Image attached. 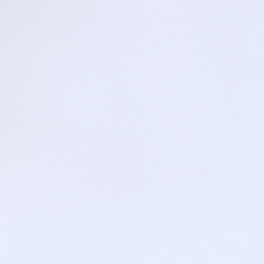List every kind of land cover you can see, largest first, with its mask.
<instances>
[{"label": "snow or ice", "instance_id": "obj_1", "mask_svg": "<svg viewBox=\"0 0 264 264\" xmlns=\"http://www.w3.org/2000/svg\"><path fill=\"white\" fill-rule=\"evenodd\" d=\"M0 264H264V0H0Z\"/></svg>", "mask_w": 264, "mask_h": 264}]
</instances>
